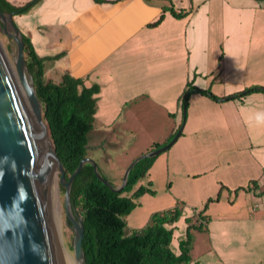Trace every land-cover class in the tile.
Masks as SVG:
<instances>
[{
  "label": "crops",
  "instance_id": "crops-1",
  "mask_svg": "<svg viewBox=\"0 0 264 264\" xmlns=\"http://www.w3.org/2000/svg\"><path fill=\"white\" fill-rule=\"evenodd\" d=\"M14 20L45 58L46 79L100 86L88 144L100 154L133 149L132 160L168 141L190 81L221 97L264 85V0H39ZM150 118L174 126H145ZM179 131L147 173L170 182L166 207L185 202L172 250L180 254L193 208L220 194L207 230L194 231L190 264H264V92L229 101L195 93ZM254 179L256 188L236 192Z\"/></svg>",
  "mask_w": 264,
  "mask_h": 264
},
{
  "label": "trees",
  "instance_id": "trees-1",
  "mask_svg": "<svg viewBox=\"0 0 264 264\" xmlns=\"http://www.w3.org/2000/svg\"><path fill=\"white\" fill-rule=\"evenodd\" d=\"M38 1L32 0L25 5L16 6L9 0H0V8L7 13L22 14L28 12ZM170 10L178 18L186 16L185 12H178L174 7ZM163 18L162 13L152 25L159 24ZM24 42L27 66L32 73L36 92L43 107L44 120L69 179L81 160L88 157L90 133L95 126L97 111L96 94L100 92V86L94 84L88 87L82 78L69 74L64 75L58 83L46 79L45 58L37 54L30 37L25 34ZM255 92H264V85H252L221 97L209 89L198 88L193 81L188 82L181 96L183 120L176 132L186 121L189 100L193 94L202 93L217 101H229L243 99ZM167 143L168 141L162 144L155 143L150 151ZM158 155L138 161L130 171L126 185L119 191L113 190L101 181L90 162H86L76 175L72 184L71 199L74 208L83 218L84 264H190L194 231L207 230L210 216L206 212L211 202L220 200V194L210 197L201 209L194 207L193 215L186 218L187 233L186 237L180 240V254L172 250L171 244L174 224L180 220L184 212L185 202L182 200L178 199L171 208L153 212L148 223L142 228L131 233L125 231L127 217L141 205V197L146 193L155 194L151 183L138 186L137 184L147 175ZM53 166L57 171L55 163ZM99 170L102 174L100 167ZM102 176L106 178L103 174ZM257 184L258 180L254 179L248 187H240L236 192L240 189L256 188ZM61 187L65 190L64 186ZM263 193L264 190L260 192Z\"/></svg>",
  "mask_w": 264,
  "mask_h": 264
},
{
  "label": "water",
  "instance_id": "water-1",
  "mask_svg": "<svg viewBox=\"0 0 264 264\" xmlns=\"http://www.w3.org/2000/svg\"><path fill=\"white\" fill-rule=\"evenodd\" d=\"M14 15L0 8L2 30L16 42L14 65L19 81L28 95L37 124L50 139L49 150L58 164L59 185L65 187L66 223L75 231L74 254L84 264L82 242L85 228L83 218L71 199L73 181L84 164L92 163L99 179L119 191L126 185L130 171L138 161L169 149L181 132L178 131L161 148L135 158L127 167L121 185L114 186L104 178L92 157L82 159L67 179L66 169L53 145L33 76L27 66L24 33L16 24ZM38 150L39 145L14 85L9 53L0 34V264H71Z\"/></svg>",
  "mask_w": 264,
  "mask_h": 264
},
{
  "label": "rangeland",
  "instance_id": "rangeland-1",
  "mask_svg": "<svg viewBox=\"0 0 264 264\" xmlns=\"http://www.w3.org/2000/svg\"><path fill=\"white\" fill-rule=\"evenodd\" d=\"M2 29H3V22H0V34H1L3 40L6 44L12 67L17 72L15 65L13 66L15 56L17 53L16 42L14 41V39L7 36L3 32ZM27 77L29 79V75H27ZM180 107H181L182 112H183L182 101H181ZM143 124L145 126H147V125L153 126V124H157L159 126L161 125L163 128H171L172 126H174V120L173 119H167V120L162 119L161 122H155L154 119L150 118L146 122H144ZM98 125H100V124L98 123ZM33 127L35 130V122L34 121H33ZM177 133L178 132L173 133L170 136L168 143L176 136ZM35 135H36V132H35ZM146 139H147V137L142 138L140 140L137 139L135 143L136 144H140V143L142 144V142H144ZM90 140H91V143L94 142V139L92 136H91ZM36 141L39 145V150H38L39 156H41L42 142H41L39 135H36ZM106 145L104 146V147H106V148H104L105 151H107V149H108V147ZM139 150H140V147H139L138 151ZM165 151H167V150H165ZM165 151H163V152H165ZM136 153L137 152L132 149L131 153L129 151H126V152L121 151L120 153L104 152L103 154H100V153L94 151V149H92V144H91V146L89 145L88 157H92L97 161V163L101 169L102 174L108 180H110L114 184L121 185L127 167L134 160V159L131 160L130 157L135 156ZM145 153H147V152H145ZM145 153H143V154H145ZM138 154H140V153H138ZM141 155H139V156H141ZM57 175H58V173H57ZM46 179L48 182L47 177H46ZM149 183H151V181L149 179V176L146 175L145 177L140 179L137 186L138 185H149ZM169 183H170L169 181L162 179L160 176L156 177L155 182L151 183V188L155 190V194H152L153 196L145 195L144 197H141L142 199H140V201H141L142 206L137 207V209H135L127 217V225L125 228L126 232L131 233L132 231L138 230V229L142 228L143 226H145L148 223L153 212L162 211L164 209L171 208L175 205V204H173L170 207H166V206H168L167 204H169V202H170V198H172L170 196V192H167V189L169 187ZM48 184H49V182H48ZM58 184H57V188H56V199L54 201V204L59 211V217H60L59 219L61 221L62 228H63V239L65 242L66 248L69 251V253L75 257L74 250H73V240H74L75 231L66 223L67 217L65 215V210H64V192H65V190L61 187V185H59V187H58ZM154 195H156V196H154ZM155 199H158V204L154 203ZM163 205L165 207H162Z\"/></svg>",
  "mask_w": 264,
  "mask_h": 264
},
{
  "label": "bare ground",
  "instance_id": "bare-ground-1",
  "mask_svg": "<svg viewBox=\"0 0 264 264\" xmlns=\"http://www.w3.org/2000/svg\"><path fill=\"white\" fill-rule=\"evenodd\" d=\"M13 66H14V64H13ZM12 69H13V67H12ZM13 81H14V85L16 87L17 93L19 95L20 101L22 103L23 109H24V111H25V113H26V115L30 121L32 134L34 135L35 139H36V135H39V137L41 139L42 152H41L40 160H41L43 168H45L44 172H45L46 177L48 178V182H49L48 185H49L51 196H52L53 203H54V201L56 199V188H57V184L59 183V171H58V169L56 171L54 169V166H53V163H55L57 168H58V164L55 161L54 157L52 156V154L50 153V150H49L50 139L46 134L42 133L41 127L37 124L36 117H35L34 112H33V108L31 106L29 99H28V95H27L23 85L20 83L19 78H18V74H17L15 69H13ZM33 121L35 122V130L33 127ZM35 132H36V135H35ZM57 173H58V175H57ZM58 187H59V184H58ZM54 207H55L59 227H60V230H61V233L63 236V228H62L61 221L59 219L60 218L59 217V211H58L57 207L55 206V204H54ZM68 254L70 257L71 264H83L82 260L74 257L72 254L69 253V251H68Z\"/></svg>",
  "mask_w": 264,
  "mask_h": 264
}]
</instances>
